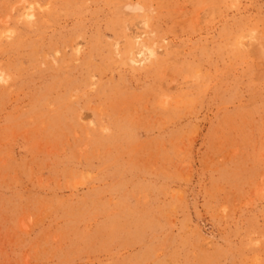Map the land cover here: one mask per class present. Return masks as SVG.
<instances>
[{"label": "rangeland", "instance_id": "374dc122", "mask_svg": "<svg viewBox=\"0 0 264 264\" xmlns=\"http://www.w3.org/2000/svg\"><path fill=\"white\" fill-rule=\"evenodd\" d=\"M0 77V264H264V0H0Z\"/></svg>", "mask_w": 264, "mask_h": 264}, {"label": "bare ground", "instance_id": "6f19581e", "mask_svg": "<svg viewBox=\"0 0 264 264\" xmlns=\"http://www.w3.org/2000/svg\"><path fill=\"white\" fill-rule=\"evenodd\" d=\"M63 7V6H62ZM31 10V8H30ZM149 10V9H148ZM64 11V10H63ZM50 12V11H49ZM27 15L29 16V18L31 19V17L34 16V13H27ZM26 15V17H27ZM34 18V17H33ZM145 22V21H144ZM144 24V23H143ZM35 40V39H34ZM140 42V41H139ZM147 42V41H146ZM112 45V44H111ZM74 47V46H73ZM67 48V47H66ZM142 48V47H141ZM140 49V48H139ZM156 56L155 52L149 49H144V50H139L137 53V56L135 58V60H133L135 63H143L146 61H151V59ZM260 56V55H259ZM134 59V58H133ZM263 59V58H262ZM69 61V60H68ZM1 78V77H0ZM71 79V78H70ZM183 98V97H182ZM166 102V101H165ZM156 104V103H155ZM93 243V242H92Z\"/></svg>", "mask_w": 264, "mask_h": 264}]
</instances>
